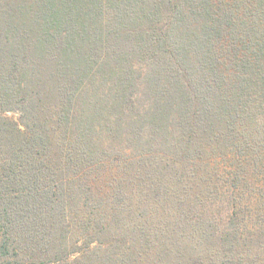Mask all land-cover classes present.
<instances>
[{
    "label": "trees",
    "instance_id": "16d2710c",
    "mask_svg": "<svg viewBox=\"0 0 264 264\" xmlns=\"http://www.w3.org/2000/svg\"><path fill=\"white\" fill-rule=\"evenodd\" d=\"M36 3L0 34V264H264V0Z\"/></svg>",
    "mask_w": 264,
    "mask_h": 264
},
{
    "label": "rangeland",
    "instance_id": "374dc122",
    "mask_svg": "<svg viewBox=\"0 0 264 264\" xmlns=\"http://www.w3.org/2000/svg\"><path fill=\"white\" fill-rule=\"evenodd\" d=\"M39 21H41V11L38 7V4L36 3V0H0L1 35H6L4 32H8L9 30L14 29L15 25H17L15 27V30L19 29V32H21L23 35L28 34L29 32L31 33L33 27H35V25H37V22ZM0 113H4L1 107ZM4 114L13 119L17 118V114L13 112H7ZM226 162L227 163H224L223 169H220L217 175H213L214 178H217L214 182V189L210 188L209 191H214V193L211 194L210 197H202L201 201H198L199 204L202 202V205L207 207V210L203 209L204 215L207 219L206 221L214 219L216 224L221 228H224L225 225H227L228 218L232 211L227 200L230 196L231 191L233 190V187L236 186V178H234V176H231V174L229 173H234L233 167L231 166L232 161L229 160ZM250 174L251 173H247L246 180H248V182L246 181L245 184L242 182L240 183V181L237 179V188L241 193L248 194L250 190H253L254 188L257 189L260 186L259 177L254 174ZM247 176H249V179L247 178ZM205 193L206 192H204L203 194ZM248 206L249 208H252L256 206V203L252 201ZM244 223H248L250 226V217H246ZM207 224H209V222ZM213 241H215V238H213ZM204 261L210 262L209 259H204Z\"/></svg>",
    "mask_w": 264,
    "mask_h": 264
}]
</instances>
